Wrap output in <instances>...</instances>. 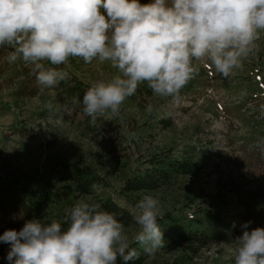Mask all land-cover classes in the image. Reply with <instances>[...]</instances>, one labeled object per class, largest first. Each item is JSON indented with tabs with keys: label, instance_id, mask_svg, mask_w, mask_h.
<instances>
[{
	"label": "rangeland",
	"instance_id": "rangeland-1",
	"mask_svg": "<svg viewBox=\"0 0 264 264\" xmlns=\"http://www.w3.org/2000/svg\"><path fill=\"white\" fill-rule=\"evenodd\" d=\"M257 44L259 51L229 78L198 62L199 74L175 100L140 85L121 106L127 132L109 113L93 123L61 111L55 90L42 89L28 66L9 63V50L0 48V184L25 189L38 203L33 218L42 222L64 224V209L80 200L106 210L114 204L129 215L123 224L130 239L140 230L133 220L136 205L151 195L160 200L164 246L150 257L133 243L145 258L132 264H234L233 240L256 202L250 227L264 224V152L257 147L264 141V32ZM69 61V75L88 84L117 71L108 62ZM49 102L51 109L45 107ZM148 103L152 114L145 111ZM244 104L251 107L243 110ZM155 168L166 174L160 177ZM138 175H158V186L132 189ZM76 179L98 183L82 193ZM237 194H243L238 203ZM26 218L19 208L0 211V234L19 231ZM214 235L218 241L199 242ZM8 250L0 243V264H7Z\"/></svg>",
	"mask_w": 264,
	"mask_h": 264
},
{
	"label": "clouds",
	"instance_id": "clouds-1",
	"mask_svg": "<svg viewBox=\"0 0 264 264\" xmlns=\"http://www.w3.org/2000/svg\"><path fill=\"white\" fill-rule=\"evenodd\" d=\"M262 32L264 0H0V48L9 50V63L28 66L42 89L67 81L70 57L117 70L74 103L93 123L109 113L125 132L121 106L140 85L175 100L199 74L198 62L229 78L259 51ZM145 111L152 114L153 104ZM257 147L264 152V141ZM64 212V224L33 218L19 231L4 230L7 264H130L138 258L133 243L150 257L164 246L160 200L151 195L136 205L140 230L131 239L116 214L91 199ZM251 224L233 240L234 264H264V227Z\"/></svg>",
	"mask_w": 264,
	"mask_h": 264
},
{
	"label": "trees",
	"instance_id": "trees-1",
	"mask_svg": "<svg viewBox=\"0 0 264 264\" xmlns=\"http://www.w3.org/2000/svg\"><path fill=\"white\" fill-rule=\"evenodd\" d=\"M89 85L83 83L81 80L75 77H68L67 81H62L60 84L54 88L57 100L61 106L62 110H71L72 113H82L84 115V120H90L91 118L86 116L83 112V106L79 103H74L76 100L82 99L84 91L87 89ZM100 117L97 118L99 120ZM158 175L161 177L166 172H163L162 169H156ZM158 175H147V178L144 176L137 177V181L131 186L132 189H146V188H155L158 186ZM157 176V177H156ZM148 180V181H147ZM76 186L77 190L82 193H86L92 187V181L89 180H79L76 179ZM16 186L13 185L11 182L9 184H0V211L3 214H8L11 210H17L18 208L21 210V216L33 214L38 207V203L35 204L34 200L27 201L25 197L31 198V196L26 192L25 189L22 188V193L17 192ZM24 195V197H23ZM23 198V199H21ZM19 199V200H18ZM111 209V210H110ZM115 213L117 218L123 223V219L128 217L129 215L126 214V211L121 209L114 204L109 206L108 211ZM182 238V237H180ZM193 238V237H191ZM219 236H204V240L199 241L202 244H207L214 240H218ZM198 240L196 238H193ZM145 258L144 256L138 255V258L130 261V264L140 262L141 259ZM119 264H123L122 261Z\"/></svg>",
	"mask_w": 264,
	"mask_h": 264
},
{
	"label": "crops",
	"instance_id": "crops-1",
	"mask_svg": "<svg viewBox=\"0 0 264 264\" xmlns=\"http://www.w3.org/2000/svg\"><path fill=\"white\" fill-rule=\"evenodd\" d=\"M260 203L256 202L252 207H250V209H248V213H247V217H246V222L247 221H253V217H254V212L256 211L257 209V206L259 205ZM256 207V208H255ZM257 227H264V224L262 223H259V225Z\"/></svg>",
	"mask_w": 264,
	"mask_h": 264
}]
</instances>
